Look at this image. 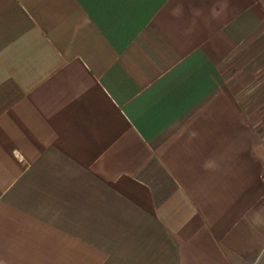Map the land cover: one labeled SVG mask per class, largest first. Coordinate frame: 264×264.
Segmentation results:
<instances>
[{
    "label": "crops",
    "instance_id": "0c3cea01",
    "mask_svg": "<svg viewBox=\"0 0 264 264\" xmlns=\"http://www.w3.org/2000/svg\"><path fill=\"white\" fill-rule=\"evenodd\" d=\"M0 264H264V0H0Z\"/></svg>",
    "mask_w": 264,
    "mask_h": 264
},
{
    "label": "clouds",
    "instance_id": "9594fccd",
    "mask_svg": "<svg viewBox=\"0 0 264 264\" xmlns=\"http://www.w3.org/2000/svg\"><path fill=\"white\" fill-rule=\"evenodd\" d=\"M181 11V8L178 6L176 9L173 10V15H178ZM216 13H214L215 15ZM203 167L205 168V170H212L216 167V164L214 161H206L203 165Z\"/></svg>",
    "mask_w": 264,
    "mask_h": 264
}]
</instances>
